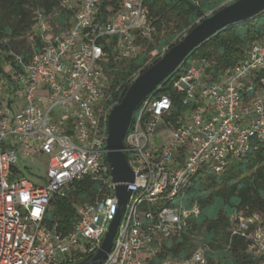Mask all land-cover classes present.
<instances>
[{
  "label": "built area",
  "instance_id": "2783aa9c",
  "mask_svg": "<svg viewBox=\"0 0 264 264\" xmlns=\"http://www.w3.org/2000/svg\"><path fill=\"white\" fill-rule=\"evenodd\" d=\"M104 1H71L72 24L55 32L40 14L45 45L29 62L13 49L6 52L12 59L0 69V264L90 261L116 217L121 182H114L107 159L116 105L108 103L107 51L100 39L116 38L115 50L132 58L140 51L137 38H150L153 28L145 0H109L105 15ZM208 66L196 59L174 81L185 106L177 119L168 95L147 97L135 111L123 148L135 180L124 182L131 195L101 264H208V245L187 256L175 253L199 213L197 205H187L188 191L199 168L221 173L253 139L264 140V41L217 81ZM29 150L49 155L42 184L14 173L19 154ZM86 178L98 187L77 204V222L63 234L46 220L51 201ZM230 231L245 238L264 264L260 214L234 216Z\"/></svg>",
  "mask_w": 264,
  "mask_h": 264
},
{
  "label": "trees",
  "instance_id": "16d2710c",
  "mask_svg": "<svg viewBox=\"0 0 264 264\" xmlns=\"http://www.w3.org/2000/svg\"><path fill=\"white\" fill-rule=\"evenodd\" d=\"M108 3L109 0L103 3L104 15ZM144 4L153 31L150 38H137L140 51L136 56H120L114 48L116 38L109 42L105 38L100 39L107 51L103 66L107 74V95H110L108 103H120L133 82V76L142 73L162 57L148 64L156 48L161 51L165 48L164 55L194 24L226 5L225 0H145ZM2 7L0 47L5 52L0 54L2 71L6 60L12 59L6 53L8 50L13 49L22 55L25 62L42 51L45 45L42 32L34 29L38 20L37 11L43 12L42 15L46 17L45 14L59 8L61 13L58 20L64 29L72 24L76 12L71 0H6ZM31 33L34 34L33 39L27 43L26 37ZM258 41H264V12L212 35L148 97L170 96L174 103L173 117L177 119L185 106L181 93L174 88V81L188 70L194 60L206 59L209 63L207 73L213 81H217ZM14 173L23 174L17 166L14 167ZM97 187L98 184L89 178L75 182L66 197L57 196L51 201L46 220L51 225L57 224L63 234H68L77 222V204L93 196ZM187 205H197L199 213L189 220L187 230L177 242L175 253L189 255L197 247L191 235L201 230L203 244L210 248L208 264H262L263 257L250 252L247 240L232 235L230 227L232 218L237 215L258 213L264 219V140L253 139L250 150L239 158L231 159L221 173H215L205 166L199 168L188 191Z\"/></svg>",
  "mask_w": 264,
  "mask_h": 264
},
{
  "label": "water",
  "instance_id": "95a60500",
  "mask_svg": "<svg viewBox=\"0 0 264 264\" xmlns=\"http://www.w3.org/2000/svg\"><path fill=\"white\" fill-rule=\"evenodd\" d=\"M262 12H264V0H236L226 4L194 24L182 39L172 44L158 61L133 80L121 102L109 115L107 159L112 168L114 182H121L117 187L119 209L95 257L87 262L68 264H101L113 246L124 206L131 195V191L127 189V184L124 182L135 180L134 172L123 151L124 139L141 102L164 80L171 77L187 57L212 35L230 25L250 20Z\"/></svg>",
  "mask_w": 264,
  "mask_h": 264
},
{
  "label": "rangeland",
  "instance_id": "374dc122",
  "mask_svg": "<svg viewBox=\"0 0 264 264\" xmlns=\"http://www.w3.org/2000/svg\"><path fill=\"white\" fill-rule=\"evenodd\" d=\"M6 0H0V8L4 10L2 7V3ZM73 1V0H71ZM60 10L59 8L54 9L52 12L45 14V22L48 25H50L52 31H57L60 28H62L58 18L60 15ZM40 14H43V12L37 11V16L39 17ZM210 14V13H209ZM40 17L37 20V23L34 25V29L38 32H40ZM33 33L27 35L26 37V42L31 43L33 39ZM157 42H155V46H157ZM165 48L163 51H161L159 48H156L152 53H151V58L148 62L151 63L154 59L159 58L163 56ZM140 73H136L133 76V80L135 77H137ZM27 153V152H26ZM16 166L22 171V173L29 179H31L34 183L37 184H42L47 177L48 174V167H49V155L47 153H39L36 152L35 150H29V154L25 155L20 153L19 154V159L16 163ZM192 236V240L195 243L196 246H199L203 244V233L201 230L194 231ZM225 245V244H224ZM227 246V245H225Z\"/></svg>",
  "mask_w": 264,
  "mask_h": 264
}]
</instances>
